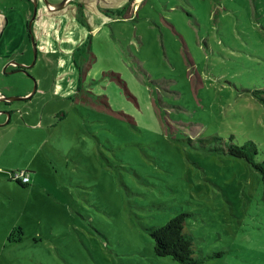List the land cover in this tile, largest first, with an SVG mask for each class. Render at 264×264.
Here are the masks:
<instances>
[{"label":"rangeland","instance_id":"rangeland-1","mask_svg":"<svg viewBox=\"0 0 264 264\" xmlns=\"http://www.w3.org/2000/svg\"><path fill=\"white\" fill-rule=\"evenodd\" d=\"M112 1L133 15L43 0L35 45L27 23L14 52L27 72L0 79L34 93L11 105L29 111L21 130L0 139L3 150L16 137L1 162L0 264H180L155 255L148 229L181 213L197 257L221 253L201 264H264V184L227 152L252 141L264 162V0ZM103 31L145 91L139 104L84 93L101 87L87 76ZM15 167L35 170V193L10 181Z\"/></svg>","mask_w":264,"mask_h":264},{"label":"trees","instance_id":"trees-1","mask_svg":"<svg viewBox=\"0 0 264 264\" xmlns=\"http://www.w3.org/2000/svg\"><path fill=\"white\" fill-rule=\"evenodd\" d=\"M95 38L96 39L92 44L94 61L91 62V72L87 77L92 81H98L101 87L98 89L94 87V90L85 88L84 93L94 97L103 98V104L109 108H111L113 103H119L121 98L125 99V95L139 104L136 94H138V91L143 88L137 83L135 85L138 86V89H133L131 83H129V79L125 77L126 74L128 76L129 74H132L130 73L128 66H124L125 64L122 61L124 57L123 54L117 48V45L112 42L106 31L100 33V38ZM105 60L108 64L104 62ZM84 79L86 80L85 76H81L80 85L78 87L77 95L80 96L81 99H83L82 91L84 87L82 81H84ZM254 96L264 106V89L256 90ZM86 98L88 99L89 97ZM147 103L149 104L148 97ZM125 117L132 118L127 114ZM155 117L156 116H154V119ZM156 121H158V117L156 118ZM227 152L231 156L244 159L256 171H258L264 184V162L258 163L256 161L255 157L258 152L257 145L254 142L251 141L242 146L233 144L232 146H229ZM10 181L16 182L22 188L28 187V185H24L12 179L11 175ZM187 217V214L181 213L171 218L165 225L153 226L148 229L150 236L155 241V255L160 258L170 257L180 264H201L208 259L220 257L221 253L212 254L211 256L202 258L197 257L196 242L193 235L188 230ZM22 235H24V233H22Z\"/></svg>","mask_w":264,"mask_h":264},{"label":"crops","instance_id":"crops-1","mask_svg":"<svg viewBox=\"0 0 264 264\" xmlns=\"http://www.w3.org/2000/svg\"><path fill=\"white\" fill-rule=\"evenodd\" d=\"M73 1L74 2L77 1L81 3L83 0H72V2ZM36 2L38 3V5L43 4L42 3L43 0H36ZM50 2L52 4H60L61 2H63V0H50ZM74 2L73 4H75ZM33 10H34V4L32 0H0V22H3L4 25L0 27V46L2 48V50L0 51V65H2L0 67V79L6 78L8 75H10L9 72L15 70L13 69L15 66L12 65V63H16L14 61L15 59L14 52L19 50H27L26 24L28 23L29 25L28 21L32 17ZM22 62L24 64L27 63V61H22ZM8 80L10 79H7L6 81ZM31 88L32 87L28 84H26L23 88L20 89H13L11 84L8 86V88L7 86H4V88H0V99H2L3 97L22 96V97H28L30 100L33 98L32 96L34 95L31 93ZM14 103H12L11 105H13ZM0 110L14 111V108L13 106L6 107V103L0 102ZM21 114L23 116L22 117L23 120H25L24 118H27V116H29V111L27 110L26 113H21ZM22 118H19L18 116H14L13 113L8 123L5 124L4 120L6 119V116L4 117L0 116V124H5L3 126H0V139L2 138L4 139L3 141H5L6 140L5 138L7 137V133L11 134L16 128L18 129L17 131H19V129L21 130V128L23 127ZM26 126H29L32 129L35 128L33 126H37V123L34 125L27 124ZM15 141H16V137L12 135V137L8 138L7 144H5L6 148H3V150L0 149V174L5 175L6 173L3 167H1V162L5 160L6 155H10L9 153H7V146L8 145L15 146L16 143ZM12 170L13 171L26 170L31 176V183L28 185V187L34 185L30 190V192L35 193V191L38 189L37 186L35 185L36 176H37V173L34 172L35 170L30 169V167L28 169L15 167ZM1 182L2 181L0 178V183ZM0 194L2 195V193Z\"/></svg>","mask_w":264,"mask_h":264},{"label":"flooded vegetation","instance_id":"flooded-vegetation-1","mask_svg":"<svg viewBox=\"0 0 264 264\" xmlns=\"http://www.w3.org/2000/svg\"><path fill=\"white\" fill-rule=\"evenodd\" d=\"M71 2L72 0H70L69 2L70 5H71ZM74 3L77 7H80V8L94 9V11L97 12L99 16L104 19L105 18L114 19V20L118 18L128 19L130 15H133L132 12L129 11V8H130L129 4H125L126 6L124 5L122 7L120 6L121 8H119L118 10L116 8H113L112 0H83L81 3L77 1H75ZM31 38L32 37L30 36V39ZM34 40L35 41L37 40L36 37L34 38ZM89 55L93 56L92 48L89 50Z\"/></svg>","mask_w":264,"mask_h":264},{"label":"water","instance_id":"water-1","mask_svg":"<svg viewBox=\"0 0 264 264\" xmlns=\"http://www.w3.org/2000/svg\"><path fill=\"white\" fill-rule=\"evenodd\" d=\"M45 1L52 9H56V10L64 8L70 2V0H63V2H61L60 4H52L49 0H45ZM32 2L34 4L35 10H34V15H33L32 19H31L28 27H29V30H30V36L32 37L31 40H32L33 44L35 45V40H34V37L32 35L31 28H32V24H33V22H34V20L36 19V16H37V5H38V3L36 2V0H32ZM12 65H14L18 69H16L15 71L9 72V74H13V73L20 72V71L27 72L28 67L25 66V65H22V64L17 63V62L16 63H12ZM4 71H6V70H4ZM35 90H36V88H35ZM26 100H29V98L28 97H3L2 99H0V102L6 103V107H10L11 104L16 102V101H26ZM14 112L15 111L0 110V116H6L7 117V121L5 122V124L8 123L11 115ZM5 124H0V126H3Z\"/></svg>","mask_w":264,"mask_h":264},{"label":"built area","instance_id":"built-area-1","mask_svg":"<svg viewBox=\"0 0 264 264\" xmlns=\"http://www.w3.org/2000/svg\"><path fill=\"white\" fill-rule=\"evenodd\" d=\"M10 175L12 179L24 185L31 183V176L26 170H15Z\"/></svg>","mask_w":264,"mask_h":264}]
</instances>
